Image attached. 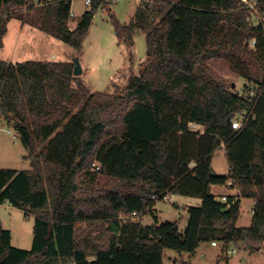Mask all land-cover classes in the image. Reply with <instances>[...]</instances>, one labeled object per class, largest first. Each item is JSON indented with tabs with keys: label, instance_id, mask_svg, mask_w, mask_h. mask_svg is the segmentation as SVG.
I'll list each match as a JSON object with an SVG mask.
<instances>
[{
	"label": "trees",
	"instance_id": "obj_1",
	"mask_svg": "<svg viewBox=\"0 0 264 264\" xmlns=\"http://www.w3.org/2000/svg\"><path fill=\"white\" fill-rule=\"evenodd\" d=\"M109 4L93 0L70 29L71 0H0V48L7 23L35 10L28 23L78 54L96 10ZM247 16L239 0H141L128 23L112 14L129 60L138 28L146 56L139 74L129 71L111 93L90 91L70 60H0V118L31 164L0 167V204L34 216L30 249L13 246L0 220V264H162L165 249L193 253L206 241L262 246L264 82L255 74L264 68V24ZM213 58L258 83L257 98L229 90L208 66ZM241 112L246 120L234 129ZM221 144L225 174L211 167ZM212 184L238 193L223 202ZM167 193L201 200L187 207L182 231L155 215L150 224L132 219L153 211L152 195ZM241 198L252 199L254 212L238 226Z\"/></svg>",
	"mask_w": 264,
	"mask_h": 264
},
{
	"label": "rangeland",
	"instance_id": "obj_2",
	"mask_svg": "<svg viewBox=\"0 0 264 264\" xmlns=\"http://www.w3.org/2000/svg\"><path fill=\"white\" fill-rule=\"evenodd\" d=\"M33 1L35 4L38 2V0ZM140 3L141 0H119L110 3L109 9L100 6L94 14L83 40L82 49L78 54L70 45L28 23L30 19L37 17L35 10L22 12L19 18L14 17L7 23V33L4 38V44L0 49V60L71 61L76 54L82 64L89 68L93 66L97 69L96 74L89 73L85 76V83L90 91L114 92L117 88H122L125 85L129 71L139 74L141 62L146 56V42L143 31L138 28L133 36L132 59L129 60V50L124 45L118 44L110 16L113 14L121 23H126L131 19L134 9ZM87 8L83 5L82 0H72L71 9L74 15L69 17L68 26L72 27ZM247 17L249 21H254L252 16L248 15ZM259 18L264 24V11L259 12ZM21 25L23 26L22 30H20ZM123 56L124 68L115 73L111 79H108L109 73L113 72V67L123 61ZM208 66L229 90L241 96L245 95L247 86L251 82L247 77L235 72L231 68L229 61L224 58H213L208 61ZM255 75L259 78L264 77L262 76L264 75V68L258 70ZM241 116L242 112L235 115L238 118ZM10 125V122L0 118V167L28 169L31 167L30 158L25 157L27 151ZM211 167L216 173L225 174L228 172L229 164L223 144L215 150L211 160ZM217 197L219 198L220 195H217ZM188 201L191 204L193 202L180 195H172L170 201H156V214L159 216V220L176 221L179 230L182 231L187 223L188 213L185 209V204ZM240 206L236 224L238 226L248 225L251 222L252 214L250 209L252 200L243 198L240 201ZM153 214L154 209L146 214L147 217L136 215L132 219H141L143 222H149L153 221ZM0 220L3 227L10 230L11 244L13 246L22 249L31 248L34 222L32 214L25 216L21 209L4 202L0 204ZM227 248H233L235 251L228 254L226 253ZM254 251L253 254L243 257V254L248 252V248L242 242H232L222 247L221 244L211 246L206 241L199 244L191 262L192 264H239L240 259V264H264V246ZM221 252L222 254L219 257L218 254ZM227 255L228 259H226ZM169 256L171 257L170 262ZM176 257L178 261L173 263L172 259ZM183 257L185 260L187 259L186 252H183ZM163 264H182V262L177 252L168 248L163 253Z\"/></svg>",
	"mask_w": 264,
	"mask_h": 264
},
{
	"label": "built area",
	"instance_id": "obj_3",
	"mask_svg": "<svg viewBox=\"0 0 264 264\" xmlns=\"http://www.w3.org/2000/svg\"><path fill=\"white\" fill-rule=\"evenodd\" d=\"M92 1L93 0H82L83 5L85 7H89L91 5ZM103 1H107L109 3H114V2L119 1V0H103ZM239 1L246 8L247 14L249 16H252V18L254 20V21H252V23L254 25H257L258 23H260L261 20L259 18L260 9H259V6H258L259 5L258 4V0H239ZM71 2H72V0H71ZM73 15H74V12L72 11V9L70 7L69 17H72ZM254 45H255V39L250 41V46L254 47ZM260 81L264 82V77L260 78ZM258 93H259V84L251 82L247 86L245 95H243V97L251 102L255 98H257ZM245 120H246V114H245V112H242V116L240 118L234 117L232 119L231 125H232V127L234 129H238V128H240L243 125ZM188 126L193 131H198L200 133L203 132V127H202L201 124H198V123H195V122H188ZM171 196H172V194L167 193V194L163 195L162 197H160L158 195H152V198L156 199L157 201H170L171 200ZM219 200H221L223 202L227 201V195L226 194L221 195L219 197ZM253 212H254V209H253V204H252L251 209H250V213L252 214ZM217 244H218L217 241H211V245H217ZM234 251L235 250L233 248H231V249L227 248L226 253L229 254V253H232Z\"/></svg>",
	"mask_w": 264,
	"mask_h": 264
},
{
	"label": "crops",
	"instance_id": "obj_4",
	"mask_svg": "<svg viewBox=\"0 0 264 264\" xmlns=\"http://www.w3.org/2000/svg\"><path fill=\"white\" fill-rule=\"evenodd\" d=\"M136 9V8H135ZM135 9H134V11H135ZM134 13V12H133ZM133 16V15H132ZM132 16H131V18H132ZM77 21L78 20H76L75 22H74V25L72 26V27H69L70 29H73L75 26H76V24H77ZM129 22V21H128ZM128 22H126V23H128ZM23 29V26L21 25V28H20V30H22ZM6 33H7V31H6ZM6 33L4 34V36H3V44H4V38H5V35H6ZM1 49V48H0ZM74 57H77V55L75 54L73 57H72V59L74 58ZM78 58V57H77ZM72 59H71V61H72ZM79 59V58H78ZM8 61H10V62H16L15 60H13V59H10V60H8ZM79 62H80V59H79ZM80 66H81V69H82V72H81V77L85 80V76H86V74H96V68L95 67H88V66H86V65H84V64H82V61L80 62ZM124 68V56H123V61L121 62V63H119V65H116L115 67H113V72H110L109 73V78L108 79H111V77L115 74V73H117L120 69H123ZM127 79V78H126ZM217 190V191H216ZM210 192L212 193V194H214L216 197H217V195H224V194H237L238 193V190L236 189V188H230L229 187V184H227V185H219V184H212V185H210ZM172 195H176V194H172ZM180 196H182V195H180ZM185 198H188V200H192L193 202H192V204H191V202L190 201H188L187 202V204H185V209L187 210V207L189 206V205H199V203L201 202V200L199 199V198H196V197H189V196H185ZM217 199H219L218 197H217ZM243 198H241V200H242ZM240 200V201H241ZM252 200V199H251ZM252 204H253V201H252ZM153 209H154V214L153 215H155L156 217H157V219H158V221L159 222H162V221H160L159 220V216L156 214V212H157V209H156V207H155V204H154V206H153ZM147 213H145V214H142V216H146L147 217V215H146ZM152 215V216H153ZM188 218V217H187ZM140 221H141V223L142 224H150V223H152L153 221H149V222H143V220H141L140 219ZM165 221V220H164ZM2 222V221H1ZM236 223H237V221H236ZM3 225V224H2ZM237 225V224H236ZM186 226V225H185ZM185 228V227H184ZM183 228V229H184ZM230 243H232V242H230ZM229 243V244H230ZM236 243V242H235ZM209 244L211 245V242H209ZM219 244H221L220 242L217 244V245H219ZM229 244H227V245H229ZM217 245H211V246H217ZM222 245V244H221ZM226 245V246H227ZM262 246H264V242H263V244H262ZM261 246V247H262ZM198 247H199V245H198ZM198 247L196 248V250L193 252V253H187V259L185 260L184 259V257H183V252H181V253H177L178 255H179V259H180V261L182 262V264H183V262L185 263V264H192V262H191V259H192V257L195 255V253H196V251H197V249H198ZM261 247H259V248H257L256 250H259ZM223 249V248H222ZM255 250V251H256ZM254 251V252H255ZM201 254V253H200ZM222 254V252L220 253V254H218V256L220 257V255ZM251 254H253V251H250L249 249H248V252H246V253H244L243 254V257L244 256H249V255H251ZM229 257H228V255L226 256V259H228ZM168 259H169V262H170V259H171V257L169 256L168 257ZM173 260V263L174 262H176V261H178V258L176 257V258H174V259H172ZM162 264H163V260H162ZM239 264H240V259H239Z\"/></svg>",
	"mask_w": 264,
	"mask_h": 264
},
{
	"label": "water",
	"instance_id": "obj_5",
	"mask_svg": "<svg viewBox=\"0 0 264 264\" xmlns=\"http://www.w3.org/2000/svg\"><path fill=\"white\" fill-rule=\"evenodd\" d=\"M72 61H73V75H74V76H78V75H80L81 72H82V69H81V66H80L79 59H78L77 57H74V58L72 59ZM3 259H4V255L2 254V255H1V260H3Z\"/></svg>",
	"mask_w": 264,
	"mask_h": 264
}]
</instances>
